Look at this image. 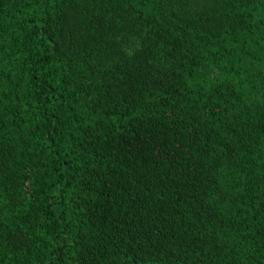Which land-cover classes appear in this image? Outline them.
Segmentation results:
<instances>
[{
	"label": "trees",
	"instance_id": "16d2710c",
	"mask_svg": "<svg viewBox=\"0 0 264 264\" xmlns=\"http://www.w3.org/2000/svg\"><path fill=\"white\" fill-rule=\"evenodd\" d=\"M0 264H264V0H0Z\"/></svg>",
	"mask_w": 264,
	"mask_h": 264
}]
</instances>
